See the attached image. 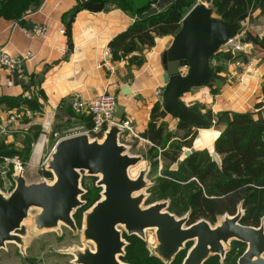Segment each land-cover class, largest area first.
<instances>
[{
	"label": "water",
	"instance_id": "water-1",
	"mask_svg": "<svg viewBox=\"0 0 264 264\" xmlns=\"http://www.w3.org/2000/svg\"><path fill=\"white\" fill-rule=\"evenodd\" d=\"M84 7L90 12H101L104 4L90 1ZM166 7L167 3L160 0L146 16L156 15ZM35 9L32 7L31 11ZM72 21L73 17L67 23V31ZM242 29L240 22H226L205 3L196 5L184 17L180 31L168 40L163 53L162 105L168 115L199 130L213 125L199 108H188L182 97L194 88L210 86L213 56L238 38ZM124 110L122 105L118 107L117 118L121 121ZM119 135L120 130L112 127L103 140H92L87 134H80L58 141L48 162V171L54 176L52 184H26L22 176L16 177L9 197L4 198L0 193V249L6 242L20 243L16 232L31 207L40 210L35 220L39 229L54 228L58 223L76 229L72 212L82 205L80 197L85 192L80 183L81 174L85 173L101 176L98 185L104 187V198L86 217L84 234L96 249L77 253L78 264H126L120 260L126 243L119 226H125L129 235L140 238L145 237L146 230L156 229L158 253L165 262H172L191 241L196 244L184 264H204L211 255L224 257V244L238 241L247 246L238 264H264V225L259 228L242 225V212L225 215V220L213 227L204 219L188 226L189 217L178 218L170 213L166 202L143 209L144 196L139 192L145 188V174L141 173L136 179L129 175V169L141 159L126 153L119 143ZM195 151L194 148L187 151L186 157ZM212 160L222 165L217 153L212 154Z\"/></svg>",
	"mask_w": 264,
	"mask_h": 264
},
{
	"label": "crops",
	"instance_id": "crops-1",
	"mask_svg": "<svg viewBox=\"0 0 264 264\" xmlns=\"http://www.w3.org/2000/svg\"><path fill=\"white\" fill-rule=\"evenodd\" d=\"M90 1L104 4V9L101 12L86 10L84 5ZM139 1L153 0H135L136 5ZM164 1L167 7H175L181 13H184V5L189 6L188 13L198 5L196 0ZM39 3L35 11H30L19 21L0 18V50L14 56L30 54V58L15 71L0 67V101L7 98L26 99L35 101L39 106L38 110H30L23 105V101L19 102L17 108H8L0 103V139L16 152H24V147L28 145L30 155L26 162L23 161L25 168L39 169L45 159L51 156L55 143L63 139L58 137L60 132H56L57 137L51 136L54 125L71 122L78 130L74 136L86 134L92 129H89L91 120H88V112L75 113L71 110L73 98L91 100L105 93H113L119 99V106L125 109L123 120L131 122V131L127 133L152 145L141 135L148 129L152 111L157 105H161V120L170 116L163 109V95L157 93H164L163 53L166 43L173 36L158 38L153 48L140 46L137 52L121 60H113L109 47L111 41L137 19L128 9L125 0H39ZM71 17L73 21L70 31H67ZM260 18L264 20V0H253L252 10L238 21L244 28L242 36L246 30L254 29L255 21ZM34 26L45 27V33L34 35ZM218 75L224 76L221 73ZM247 82L251 84L250 80ZM249 91L252 92V89L247 86L234 96L232 88L223 87L222 97L226 101L200 111L204 114L210 110L212 113L223 114V124L221 130L214 132L216 137L212 142H206L205 136H200V143L202 140L207 146H201L199 150L207 148L211 154L215 153V141L234 113L251 114L255 120L264 123V107L248 112L234 111L240 105L236 99L249 97ZM202 95L203 92L199 97ZM184 96L182 102H188L185 105L192 107L194 98L183 99ZM11 114L20 117L8 123ZM49 120L51 125L47 132L43 125ZM36 133H39L38 137L33 139ZM6 180L9 181L7 174L0 175V182Z\"/></svg>",
	"mask_w": 264,
	"mask_h": 264
},
{
	"label": "trees",
	"instance_id": "trees-1",
	"mask_svg": "<svg viewBox=\"0 0 264 264\" xmlns=\"http://www.w3.org/2000/svg\"><path fill=\"white\" fill-rule=\"evenodd\" d=\"M128 9L136 15L135 23L125 32L119 34L109 47L113 60H121L139 50L140 46L153 48L158 38L175 36L182 27V21L188 13H181L175 7H166L160 13L147 17L146 14L152 9V5L158 0L139 1L136 5L135 0H125ZM195 1V0H194ZM39 0H0V18L6 20L19 21L31 11L32 7H39ZM253 8V0H214L212 9L214 14L228 23L240 21ZM240 42L251 45L254 50L264 53V33L260 35L253 30H246ZM222 56L218 52L212 61ZM227 61L234 57L231 54H224ZM244 59V58H243ZM248 62V59H244ZM219 72L213 73L212 79H220ZM30 110H38L39 106L35 101L26 99L10 100L3 99L6 107H19V102ZM260 104L257 108H262ZM161 105H157L151 115V122L148 129L141 135L142 138L152 143L155 148H164V128L158 125L161 117L159 110ZM213 118V113H209ZM223 114H218L219 123ZM89 129L93 127V119ZM179 130L185 134L180 140V145L173 146L170 152L164 151L162 156L171 165L177 164L181 156L182 146L193 148L194 141L198 135V129L183 122L178 123ZM61 126L52 127L51 136L60 132ZM39 133L33 135V139ZM93 138L103 139V134L93 135ZM215 153L220 158L222 165L218 166L212 160V154L208 150L195 151L190 156L185 157L177 165L176 170L166 169L165 178L172 181L171 186L162 195L163 200L169 201V212L177 217L188 216V226L200 220H206L215 225L219 217L225 215L235 216L243 213L241 224L259 228L264 225V123L255 120L251 114L234 113L221 135L215 141ZM30 148L24 147V152L13 151L6 146L0 139V160L3 158L18 157L26 162L29 159ZM7 173L11 177L13 168ZM41 177L51 179V172L40 169ZM86 178V177H85ZM85 178L81 185L85 184ZM86 200V196H82ZM100 200L97 195L90 209ZM158 199H154V202ZM152 200L150 202L154 203ZM130 242L126 247V254L120 260L126 264H168L160 257L152 255L143 240L136 235L127 237ZM238 242V241H237ZM240 243V242H239ZM245 245V244H244ZM180 254V253H179ZM179 254L170 264H175ZM229 254L225 262L220 263L218 256L210 257L204 264H237Z\"/></svg>",
	"mask_w": 264,
	"mask_h": 264
},
{
	"label": "rangeland",
	"instance_id": "rangeland-1",
	"mask_svg": "<svg viewBox=\"0 0 264 264\" xmlns=\"http://www.w3.org/2000/svg\"><path fill=\"white\" fill-rule=\"evenodd\" d=\"M195 2L198 3L197 0ZM188 9V5L183 6L184 11H188ZM263 21L264 20L261 18L255 21L256 25L252 27L254 29L251 30L262 34L264 32V25H262ZM243 30L244 28L238 38L232 40L221 49L222 56L215 58L213 62H211L213 73L219 72L224 74V76H220V79H212L210 86H207V88H194L184 96L183 99H187L188 97L194 98L192 107H198L200 111L207 110L208 107H211L218 102L221 104V101H226L222 97L223 87L225 88L226 86H229V88L234 90V96L239 90L247 88V86H249L250 90L252 89V92L249 91V97L243 98L241 96L239 99H236L238 101L237 103H240V105L239 107H235V110L233 109L234 111H253L255 108L259 107L260 104L264 107V98H262V96H264V90H262V86L264 87V54L254 50L251 45H245L240 42V39L243 38ZM224 54H231L234 59L227 61L223 56ZM243 58L248 59V62L245 63ZM186 72V70L183 71V74H186ZM248 80H250L251 84H248ZM211 85L213 86L212 88H210ZM202 92L203 95L199 97ZM238 94L241 95V93ZM187 103L188 102H185V104ZM187 107L191 108L188 105ZM210 111L207 112L208 114H202L206 119L211 121L213 125L209 129H201L202 131L198 129V135L193 144V148L197 151H202L199 150L202 148L201 146H207L204 145L205 143H203L202 140L200 143V136L204 135V139L207 140L206 142H212L216 137L214 132L221 130V125L223 124L222 121L219 123L217 117L218 113H213V118L210 119ZM179 122V120L171 118V116H165L162 120L160 119L158 121V125L164 128V148H155L154 150H151L153 146L150 143H143L139 139H136L133 136L131 137L130 133L119 135V143L124 146L126 153L129 156L139 157L141 159L137 165L129 169V175L131 178L136 179L141 173L145 174V188L139 192V195L144 196L142 204L143 209L159 202H166L169 205L168 200L161 199L162 195L165 194L166 190L172 184L171 180L165 178L164 173L166 169L176 170L177 167L175 168V166L186 157V152L191 151V148L182 146L180 159L177 164L173 165L162 156L164 151L170 152L173 146L180 145V140L185 133L179 130ZM60 126V135H58L60 138H69L76 135L78 132L77 127L69 121L62 122ZM46 131L49 132L50 130ZM88 136L92 140L104 139V137L103 139L93 138L90 134ZM205 150L208 149L206 148ZM48 158H50V156L45 159L39 169L36 168L30 170L24 168L22 174H18L17 177L22 176L26 184L40 182L52 184L54 182L53 175L51 179H46L39 174L40 169L48 171V162L50 160ZM84 178L85 184L81 185L80 183V188L84 190L86 200L82 199V196H84L82 195L80 197V201L82 202L81 207L72 212V219L76 229L72 230L63 223H58L54 228L39 229L36 227L35 220L39 215L40 210L36 207H31L28 211L27 217L23 220L20 226V229L16 232L20 238V243L14 241L5 243L4 247L0 249V264H78L76 261L77 253H84L86 250L96 249L95 244L93 242L90 243V240L86 239L84 231L86 230V217L92 211L94 205L88 210L87 208L91 205L97 195L100 196V200L104 198V187L98 185L101 176H88L86 174H81V181ZM8 179L9 181L6 180L0 182V193L4 198H8L15 187L13 178L9 176ZM154 199L158 200L154 202ZM151 200L154 203L150 204ZM184 217H187V215ZM226 217L227 216L219 217L217 223L215 225L211 224V226L215 227L220 225ZM118 229L127 247L130 243L127 237H130L131 235H129L125 226H119ZM140 239L143 240L148 251L152 255L160 257L158 253L159 242L156 235V229L146 230L145 237ZM194 244H196V241H191L185 245L175 264H184L185 258L193 248ZM224 249L226 253L224 257L217 255L220 263L225 262V259L229 254H233L232 258L233 260L235 259L238 264L240 257L247 250V246L237 241H230L224 244ZM125 254L126 248L123 255ZM212 256L215 255H211L210 257ZM165 263L170 264L172 262Z\"/></svg>",
	"mask_w": 264,
	"mask_h": 264
},
{
	"label": "built area",
	"instance_id": "built-area-1",
	"mask_svg": "<svg viewBox=\"0 0 264 264\" xmlns=\"http://www.w3.org/2000/svg\"><path fill=\"white\" fill-rule=\"evenodd\" d=\"M198 3H205L208 7H212L214 0H197ZM28 12L26 14H29ZM25 14V15H26ZM46 29L43 26H34L32 33L34 35H43ZM30 58V54L14 56L10 55L7 52L0 50V67L7 71H15L20 65ZM157 95L162 96L163 91L157 93ZM119 107V99L113 93H105L101 96H98L91 100H84L78 97L73 98L71 102V110L75 113L88 112L93 119V127L91 131L86 134L98 135L103 134V137L110 131L112 127H117L120 130V134L127 133L131 131V122L126 120H119L117 118ZM20 116L18 114H11L8 118V123H11L17 120ZM51 121H46L43 125V129L50 130ZM2 125H0V128ZM54 137H57V134H53ZM58 142V141H57ZM56 142V143H57ZM55 143V145H56ZM12 166L13 171L11 178L15 183V179L18 174H22V171L25 168L24 162L18 158H3L0 160V175L4 176L7 174L9 167ZM85 174V173H82Z\"/></svg>",
	"mask_w": 264,
	"mask_h": 264
},
{
	"label": "bare ground",
	"instance_id": "bare-ground-1",
	"mask_svg": "<svg viewBox=\"0 0 264 264\" xmlns=\"http://www.w3.org/2000/svg\"><path fill=\"white\" fill-rule=\"evenodd\" d=\"M36 149H38V148H36ZM39 149H40V147H39ZM90 243H92V241H90Z\"/></svg>",
	"mask_w": 264,
	"mask_h": 264
}]
</instances>
